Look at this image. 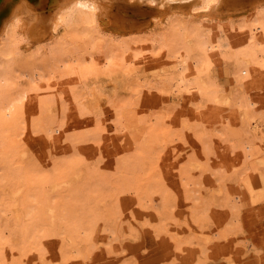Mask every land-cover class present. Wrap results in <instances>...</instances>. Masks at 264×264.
<instances>
[{"label":"rangeland","instance_id":"374dc122","mask_svg":"<svg viewBox=\"0 0 264 264\" xmlns=\"http://www.w3.org/2000/svg\"><path fill=\"white\" fill-rule=\"evenodd\" d=\"M240 1L193 11L189 34L95 30L129 45L117 61L89 34L18 33L0 81V264H264V39L240 33L259 0Z\"/></svg>","mask_w":264,"mask_h":264},{"label":"bare ground","instance_id":"6f19581e","mask_svg":"<svg viewBox=\"0 0 264 264\" xmlns=\"http://www.w3.org/2000/svg\"><path fill=\"white\" fill-rule=\"evenodd\" d=\"M222 1L224 0H0V81L5 77L6 60L13 52L11 44L16 40L18 33L27 27H31L39 39H56L67 30L77 35L89 34L102 44H108L110 57L117 61L126 57L129 45L101 39L100 32L95 33V30L107 26L106 28L115 32V36H131L146 32L152 23L170 19L175 31L189 34V15L195 11L200 17H208ZM237 1L240 4L241 1ZM255 5L252 12L243 15L248 18L247 27L240 33L250 32V36L257 34L260 39H264V0H259ZM252 16H255V19L252 20ZM201 21L191 28V32L196 31L198 39L204 44V37H211L213 28H207V23ZM58 39L69 38L65 35ZM219 47L218 43L208 44L211 50H218ZM63 48H67L66 40L57 41L52 45L56 52L62 51ZM261 56L264 61V50ZM186 62L187 58H182L178 66L179 82L184 89H193L197 85L191 82L185 72ZM256 103L254 98L247 101L250 107ZM78 116L79 113H71L68 122L77 121ZM51 129L61 130L59 126H52ZM212 237L213 234L209 238Z\"/></svg>","mask_w":264,"mask_h":264}]
</instances>
